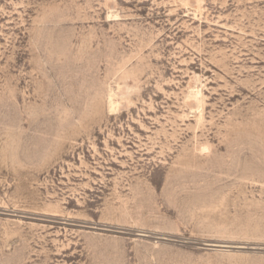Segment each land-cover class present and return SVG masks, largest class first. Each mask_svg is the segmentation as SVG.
Wrapping results in <instances>:
<instances>
[{"label": "rangeland", "instance_id": "obj_1", "mask_svg": "<svg viewBox=\"0 0 264 264\" xmlns=\"http://www.w3.org/2000/svg\"><path fill=\"white\" fill-rule=\"evenodd\" d=\"M0 264H264V0H0Z\"/></svg>", "mask_w": 264, "mask_h": 264}, {"label": "bare ground", "instance_id": "obj_2", "mask_svg": "<svg viewBox=\"0 0 264 264\" xmlns=\"http://www.w3.org/2000/svg\"><path fill=\"white\" fill-rule=\"evenodd\" d=\"M111 105L114 106L113 103H111ZM112 108H114V107H112Z\"/></svg>", "mask_w": 264, "mask_h": 264}]
</instances>
